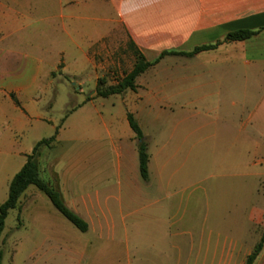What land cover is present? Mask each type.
I'll return each instance as SVG.
<instances>
[{
  "label": "crops",
  "instance_id": "0c3cea01",
  "mask_svg": "<svg viewBox=\"0 0 264 264\" xmlns=\"http://www.w3.org/2000/svg\"><path fill=\"white\" fill-rule=\"evenodd\" d=\"M241 30L258 33L225 42ZM121 33L148 61L165 52L222 44L193 57L160 59L138 77L136 91L109 97L125 107L119 116L104 113L95 98L84 100L64 122L55 145L44 150L43 179L89 224L83 254L96 264L105 256L112 257L109 264H244L261 234L248 244L247 223L214 220L217 212L211 207L203 220L185 223L178 204L154 206L151 189L156 183L160 192L174 190L167 196L171 199L184 191L185 176L198 179L209 172L217 151L243 148L247 154L253 149V158L263 151L264 0H0V188L9 187L43 139L38 130L45 124L56 130L47 115L51 87L60 83L53 72L61 70L79 86H91L92 96L100 79L114 85L133 69L135 57L129 70L122 69L121 57L113 59L126 41ZM89 105L94 112H87ZM85 112L89 124H82L80 138H64L68 119ZM128 113L149 144L148 181L140 174ZM155 122L159 139L150 152L149 128ZM253 122L259 137L248 131ZM249 163L263 166V152ZM249 163L240 169L244 177ZM255 173L264 177L263 171ZM35 192L40 203L34 187L21 199L19 225L27 210L41 227L42 246L53 247L54 236L61 234L55 213L38 208L32 215V205H24ZM258 207H246L244 216L263 228L264 212ZM149 248L155 253L148 255ZM255 264H264V248Z\"/></svg>",
  "mask_w": 264,
  "mask_h": 264
},
{
  "label": "rangeland",
  "instance_id": "374dc122",
  "mask_svg": "<svg viewBox=\"0 0 264 264\" xmlns=\"http://www.w3.org/2000/svg\"><path fill=\"white\" fill-rule=\"evenodd\" d=\"M121 34V38L126 40L124 33ZM123 42L120 45L119 53H115L113 59L121 57L122 69L129 70L133 62L134 54L130 47L131 41L127 39L125 43ZM51 76L53 78H59L58 80L60 82L51 87L52 100L49 103V113L47 114L56 127L63 122L67 115L84 103V100L89 97L91 86H79L77 79L63 75L61 70L53 72ZM109 77L113 78L115 75L110 73ZM94 95L93 93L92 96ZM94 104L104 113H112L116 116H119L125 111L121 100L117 98L106 99L95 97ZM86 109L88 113L95 111L92 105H89ZM88 113H77L69 118L64 126L66 130L63 132V137L70 140L76 137L74 140H78L80 138L79 136H81L82 124H89ZM46 127L49 128V131H47ZM255 128V122L249 123L248 131L254 133L251 135H257L259 137V134L255 132ZM149 129L151 130V136L153 138L151 152L156 148V141L159 139V123H153ZM38 134L43 138H48L54 134V130L50 124H45V126H42L38 130ZM262 141L264 142V136L262 137ZM262 152L264 158V146ZM262 152L258 158H253V149H249L247 154L243 148L241 150L232 148L217 151L215 159L211 161L209 172L205 175L200 174L198 179L197 176H194L193 179L191 176H185V180H183V183H185L183 187L184 191L177 193L176 197L171 199L167 198L170 194L172 195L169 192H174V190L160 192L159 187L154 183L151 189V201L152 203L155 201L158 202L157 204H153L154 206L157 205L156 207L167 204L177 206L178 204V208L182 207L181 216L185 223L192 220H203L206 213H208L209 207L214 208L217 212L213 215L215 217L214 220H217L218 217L222 220L224 217H226V220L231 217L232 221L242 222L243 224L247 223L246 240L249 244L254 238L256 240L264 232V227L253 226L244 216L246 207H248L249 211L253 206L259 205L258 208L263 209L264 212V177L260 180L253 175L257 171L264 172V164L260 167L249 163L261 159ZM245 161L249 163L247 177L240 174V169L244 170ZM195 182H199L200 187L196 186L197 184ZM245 191L247 193L246 198L243 195ZM8 194V186L0 188V205L7 200ZM39 196L41 199L40 203L38 193L35 192V197L27 201L25 200L24 205H32L30 210V212L33 211L32 215H35L37 211L34 209L38 208H49L55 213L58 219L56 221V229L61 232L60 235L57 234L54 236L55 242L52 244L55 246H42L41 227L32 222L29 213L26 212L27 210H24L21 215V220L24 224L22 227L19 225L20 217L18 210H12L6 220L5 230L0 240V249L4 252L2 264H96V261L91 260L90 254H83L85 241L90 238L89 234L82 233L75 228L56 210L46 195L39 192ZM229 207H231V210ZM90 248L89 251L91 250V254L92 252L95 253L93 249L96 246ZM98 248H102V245L98 246ZM182 249L184 254L188 252V248L183 247ZM147 252L148 255L155 253L152 248H149ZM36 253L40 255H36ZM111 262L112 257L105 256L101 264H109Z\"/></svg>",
  "mask_w": 264,
  "mask_h": 264
},
{
  "label": "trees",
  "instance_id": "16d2710c",
  "mask_svg": "<svg viewBox=\"0 0 264 264\" xmlns=\"http://www.w3.org/2000/svg\"><path fill=\"white\" fill-rule=\"evenodd\" d=\"M257 33L258 31L253 30L236 31L230 33L226 37L225 42L246 41L253 38ZM130 44L131 50L135 57V65L133 69L129 73H127L122 79H120L117 84L114 85H107L105 79H100L96 86L95 95L89 96L86 99L87 101H90L95 97L109 98L115 95H122L127 91H136L138 88V77L148 71L151 67L156 65L160 61V59L167 55L183 54L187 57H193L201 52L214 50L222 43L218 42L214 45L196 47L193 51L189 53L165 52L155 61H148L145 56L140 51H138V49L132 42ZM75 110H73V112ZM69 115H67L64 118L63 122L56 127V130L52 136L48 138H43L42 140L37 142V144L33 148L32 153L28 155L26 164L10 182L8 198L4 203L0 205V240L3 236L6 226V220L9 216L10 211L21 209V199L30 187H34L39 192L46 195L47 198L53 204V206L56 208V210L80 232L87 233L89 231V224L80 215L72 211L67 206L61 192L49 181L43 179L41 175V158L43 156V152L45 149H50L55 145L59 131L62 128L66 119L69 117ZM128 121L131 129L135 133L136 138L138 140L140 174L144 181H148L150 162L149 144L146 140V137L144 136V133L138 121L136 120L133 114L128 113ZM263 248L264 232L261 234L259 241L255 245L252 253L247 257L244 264H255L257 258L263 251ZM3 256L4 252L0 249V264H2Z\"/></svg>",
  "mask_w": 264,
  "mask_h": 264
}]
</instances>
